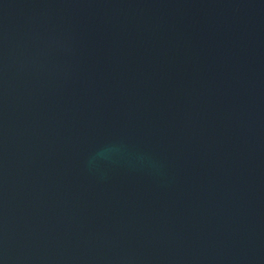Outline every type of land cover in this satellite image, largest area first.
<instances>
[{
	"label": "water",
	"instance_id": "water-1",
	"mask_svg": "<svg viewBox=\"0 0 264 264\" xmlns=\"http://www.w3.org/2000/svg\"><path fill=\"white\" fill-rule=\"evenodd\" d=\"M0 264H264V0H0Z\"/></svg>",
	"mask_w": 264,
	"mask_h": 264
},
{
	"label": "clouds",
	"instance_id": "clouds-1",
	"mask_svg": "<svg viewBox=\"0 0 264 264\" xmlns=\"http://www.w3.org/2000/svg\"><path fill=\"white\" fill-rule=\"evenodd\" d=\"M121 150L120 146L117 144H110L96 152L90 159V163H94L97 160H107L110 159L112 155Z\"/></svg>",
	"mask_w": 264,
	"mask_h": 264
}]
</instances>
